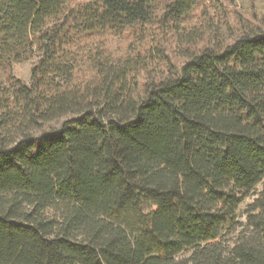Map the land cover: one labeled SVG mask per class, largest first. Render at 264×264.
Returning a JSON list of instances; mask_svg holds the SVG:
<instances>
[{
    "label": "trees",
    "instance_id": "obj_1",
    "mask_svg": "<svg viewBox=\"0 0 264 264\" xmlns=\"http://www.w3.org/2000/svg\"><path fill=\"white\" fill-rule=\"evenodd\" d=\"M199 1L0 0V264H264V190L238 221L264 180V16L224 37L188 24ZM149 25L184 59L163 77L162 47L100 44Z\"/></svg>",
    "mask_w": 264,
    "mask_h": 264
},
{
    "label": "rangeland",
    "instance_id": "obj_2",
    "mask_svg": "<svg viewBox=\"0 0 264 264\" xmlns=\"http://www.w3.org/2000/svg\"><path fill=\"white\" fill-rule=\"evenodd\" d=\"M86 0H73L74 5L85 2ZM170 0H156L158 4H164ZM255 16L262 18L264 16V0H201L196 9L192 12L188 24L191 28L209 29L217 27L222 36L227 37L230 27L233 31H240L241 24H255ZM141 32V33H139ZM156 25H149L144 31L134 30L127 31L123 35H109L101 38L100 44L104 45L114 56H121L127 53L129 46L134 44L137 50L149 51L153 46H159L160 52H164L165 57L155 62V66L151 67L152 73L157 77H163L167 74V64H172L180 67L184 62L183 56L176 46V40L167 35L162 37L157 42L150 40L148 35H157ZM203 43L200 44L202 46ZM34 61H27L23 63H16L13 65L12 75L22 82L28 84L31 79V70ZM2 78L7 79L8 74L2 73ZM142 77L141 83L143 84ZM264 190L263 182L249 195V197L241 205L238 221L245 222V211L247 207L253 202L255 198ZM151 209H146L143 215L146 216ZM240 230V229H239ZM229 238H232L229 236Z\"/></svg>",
    "mask_w": 264,
    "mask_h": 264
}]
</instances>
